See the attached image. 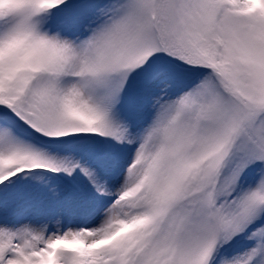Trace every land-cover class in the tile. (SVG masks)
Returning a JSON list of instances; mask_svg holds the SVG:
<instances>
[{"label":"snow or ice","instance_id":"obj_1","mask_svg":"<svg viewBox=\"0 0 264 264\" xmlns=\"http://www.w3.org/2000/svg\"><path fill=\"white\" fill-rule=\"evenodd\" d=\"M0 264H264V0H0Z\"/></svg>","mask_w":264,"mask_h":264}]
</instances>
